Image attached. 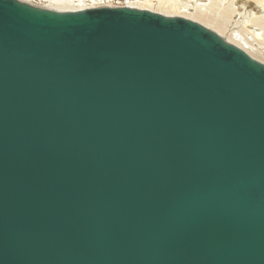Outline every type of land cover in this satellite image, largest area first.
Returning <instances> with one entry per match:
<instances>
[{
	"label": "water",
	"instance_id": "95a60500",
	"mask_svg": "<svg viewBox=\"0 0 264 264\" xmlns=\"http://www.w3.org/2000/svg\"><path fill=\"white\" fill-rule=\"evenodd\" d=\"M0 264H264V63L183 17L0 0Z\"/></svg>",
	"mask_w": 264,
	"mask_h": 264
},
{
	"label": "bare ground",
	"instance_id": "6f19581e",
	"mask_svg": "<svg viewBox=\"0 0 264 264\" xmlns=\"http://www.w3.org/2000/svg\"><path fill=\"white\" fill-rule=\"evenodd\" d=\"M42 1L48 3L49 9L56 11H77L89 8H98L96 6L94 7V5L90 7L86 5V3H81L80 0ZM189 1H191V4L188 2L189 4L178 5L177 3L180 2V0L178 2L177 0H129L128 6L142 10H151L156 13L160 9H164L166 16L183 17L198 22L209 29H215L218 33H223L224 31L227 32V27L221 22V20L227 22L231 20V17L233 18L235 15H239L241 18L236 23L238 28L248 29L253 26L261 33H264V0H258L257 2L260 6H262V14L250 13L248 15H246V13L241 14L239 12L238 6H236L237 0H211V5L204 3V0ZM193 1L194 3L196 2V4H192ZM239 24H242V26ZM231 38H239L240 41L246 43V40L240 33L239 29L232 31Z\"/></svg>",
	"mask_w": 264,
	"mask_h": 264
},
{
	"label": "rangeland",
	"instance_id": "374dc122",
	"mask_svg": "<svg viewBox=\"0 0 264 264\" xmlns=\"http://www.w3.org/2000/svg\"><path fill=\"white\" fill-rule=\"evenodd\" d=\"M19 1H21V0H19ZM128 1L129 0H118V2H117V0H111V3L97 4V5H94V7L95 6L98 8H101V7H112V8L129 7ZM178 1L179 0H177V2ZM188 2L191 4V1H189V0L188 1L187 0H180V2H178L177 4L178 5L184 4L185 5V4H189ZM203 2L208 3V5H211V0H204ZM257 2H258V0H237L236 6H238L239 12L241 14H244V13H246V15H248L250 13L262 14V12H263L262 6H260ZM26 3L33 5V6H36V7L49 9L48 3H45L42 0H28V2H26ZM192 4H196V2L194 3V1H193ZM86 5H88L90 7L93 6V5L88 4V3H86ZM149 11H151V10H149ZM157 13L165 15V10L160 9L159 11H157ZM172 17H176V16H172ZM240 18L241 17L239 15H235L233 18L231 17V20H229L227 22H224L223 20H221V22L224 25H226L227 32L224 31L223 33H218L215 29H213V30L216 31L219 35H221L230 44L232 43V44H235L239 47L241 46L240 48L244 49L246 51V53H248L254 59L264 63V33H261L256 27H253V26H251L248 29L238 28V25H236V23L240 20ZM239 25L242 26V24H239ZM238 29H239L240 33L242 34V36L245 38L246 43L240 41L239 38H236V39L231 38L232 31L238 30Z\"/></svg>",
	"mask_w": 264,
	"mask_h": 264
},
{
	"label": "snow or ice",
	"instance_id": "6c2138e0",
	"mask_svg": "<svg viewBox=\"0 0 264 264\" xmlns=\"http://www.w3.org/2000/svg\"><path fill=\"white\" fill-rule=\"evenodd\" d=\"M21 2H28V0H21ZM81 3H88L91 5L111 3V0H80ZM118 2V0H117Z\"/></svg>",
	"mask_w": 264,
	"mask_h": 264
}]
</instances>
